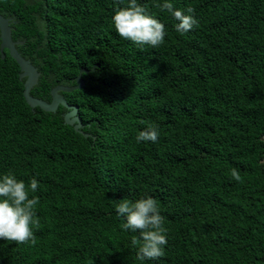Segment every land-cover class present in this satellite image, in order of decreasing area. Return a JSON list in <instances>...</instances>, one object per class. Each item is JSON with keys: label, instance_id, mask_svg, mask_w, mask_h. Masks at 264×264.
<instances>
[{"label": "trees", "instance_id": "16d2710c", "mask_svg": "<svg viewBox=\"0 0 264 264\" xmlns=\"http://www.w3.org/2000/svg\"><path fill=\"white\" fill-rule=\"evenodd\" d=\"M128 2L0 0L40 72L31 95L50 102L97 64L62 92L85 136L64 122L65 106L31 107L19 64L0 51V177L24 181L40 221L35 244L0 240V264H264V0H169L198 21L183 34L164 0H137L165 26L157 48L116 32ZM149 124L158 141L137 142ZM145 196L168 243L140 261L139 230L123 229L116 205Z\"/></svg>", "mask_w": 264, "mask_h": 264}, {"label": "clouds", "instance_id": "9594fccd", "mask_svg": "<svg viewBox=\"0 0 264 264\" xmlns=\"http://www.w3.org/2000/svg\"><path fill=\"white\" fill-rule=\"evenodd\" d=\"M123 3V0H119ZM157 7L161 11L169 13L176 21L175 30L186 33L198 24L191 14L192 8H188L185 14L182 10L174 8L169 0H164ZM112 24L118 35L137 45H149L152 48L159 47L165 38V26L158 19L147 12L137 0H129L126 7L118 9L112 17ZM159 131L157 126L149 124L136 136L137 142H157ZM231 177L235 181H241L239 172L233 168ZM32 192L38 188V181L32 178L28 186ZM39 199H29L28 188L24 181H18L11 173L0 177V240L14 241L17 244L31 242L35 244V236L32 226L39 227V218L34 212ZM117 213L126 217L122 225L124 230L133 232L139 230L140 236L132 237L131 244L139 245L136 252L137 259L156 260L164 256V246L168 243L164 217L160 214L158 202L151 196L130 201L124 199L116 205Z\"/></svg>", "mask_w": 264, "mask_h": 264}, {"label": "water", "instance_id": "95a60500", "mask_svg": "<svg viewBox=\"0 0 264 264\" xmlns=\"http://www.w3.org/2000/svg\"><path fill=\"white\" fill-rule=\"evenodd\" d=\"M0 51L3 53L4 49H8L10 55L16 60L21 68L20 78H26L24 82V97L27 103L31 107L40 106L45 111L55 112L60 105L65 106L68 110L64 114V122L72 125L75 131L88 136L89 134L83 130V122L78 114V105L71 104L67 101L62 92H70L75 89L81 88L85 80L83 79V73H88L90 70H94L97 64L91 68L82 67L76 76V84L73 86L56 85L51 90L52 100L46 101L44 99L31 95V89L38 83L40 72L37 67L27 58H25L18 50L17 44L23 43V41H15L12 38L11 19L0 13ZM4 57V54H2Z\"/></svg>", "mask_w": 264, "mask_h": 264}, {"label": "flooded vegetation", "instance_id": "af4514ba", "mask_svg": "<svg viewBox=\"0 0 264 264\" xmlns=\"http://www.w3.org/2000/svg\"><path fill=\"white\" fill-rule=\"evenodd\" d=\"M8 18H10V19H11V21H13V17H8Z\"/></svg>", "mask_w": 264, "mask_h": 264}, {"label": "bare ground", "instance_id": "6f19581e", "mask_svg": "<svg viewBox=\"0 0 264 264\" xmlns=\"http://www.w3.org/2000/svg\"><path fill=\"white\" fill-rule=\"evenodd\" d=\"M11 28H12V26H11ZM13 38V37H12Z\"/></svg>", "mask_w": 264, "mask_h": 264}]
</instances>
